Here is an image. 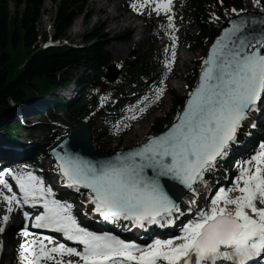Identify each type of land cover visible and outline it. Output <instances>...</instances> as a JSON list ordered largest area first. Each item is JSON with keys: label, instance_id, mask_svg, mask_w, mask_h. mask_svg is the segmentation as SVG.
Masks as SVG:
<instances>
[{"label": "snow or ice", "instance_id": "snow-or-ice-1", "mask_svg": "<svg viewBox=\"0 0 264 264\" xmlns=\"http://www.w3.org/2000/svg\"><path fill=\"white\" fill-rule=\"evenodd\" d=\"M253 3L261 7V0ZM131 7L164 15L167 23L161 28L171 45L164 49L163 63L166 71H172L178 41L174 0H133ZM241 11L230 9L238 18L231 19L230 27L212 43L196 87L162 134L99 162L53 150L61 182L76 192L87 189L86 203L93 205L92 211L103 221H128L140 229L171 227L191 214L181 222L178 234L141 245L111 232L91 231L73 214L72 203L57 199L52 186L24 165L5 170L18 192L0 173V199L6 205L0 233L5 232L11 214L19 210L25 221L21 234L31 237L19 245L20 264H264V143L248 159L236 162L237 174L229 186H219L204 207L197 203L196 185L206 183L205 174L214 172L229 156L243 122L261 111L264 102V27H254L264 25V20L241 16ZM212 19L219 17L213 13ZM165 90L157 87L151 99L140 102L143 106L129 108L132 115L125 120L137 119ZM105 99L101 97V106ZM121 130L120 123L115 125L116 132ZM164 177L193 194L186 209L166 190L161 182ZM25 206L42 210L33 218ZM29 223L81 247L33 233Z\"/></svg>", "mask_w": 264, "mask_h": 264}, {"label": "trees", "instance_id": "trees-1", "mask_svg": "<svg viewBox=\"0 0 264 264\" xmlns=\"http://www.w3.org/2000/svg\"><path fill=\"white\" fill-rule=\"evenodd\" d=\"M16 11L10 15L6 0H0V116L8 111L11 104H23L36 100L44 94L54 90L57 86L75 79L81 69L90 70L86 75L87 84L97 86V92L91 95L90 110L100 113L106 110L101 106V97L113 99L115 96L127 97L126 102H132L135 97L134 86H143L144 81L154 74L159 60L154 56L151 48L155 37L149 35L147 41L132 48L128 57L118 63L121 70L117 84L108 85L102 78V71L114 61L106 50L108 41L105 34L93 29L82 35L85 44L82 46L59 45L40 47V41L49 39L46 31H40L39 19L43 0H13ZM88 0H52L55 12L52 16L53 40H63L74 18L79 12H85ZM176 13L180 18V28L183 38L190 50L203 48L210 44L217 35L222 21L233 13L230 9L242 6V0H180ZM215 13L218 21L212 19ZM196 27V32L189 29ZM128 32L116 35L115 39L123 40ZM24 51H29L23 57ZM200 61H194L192 70L196 73ZM186 77L187 88L191 89L196 74ZM127 95V96H128ZM138 96V95H137ZM125 97V96H124ZM171 104L169 113L156 119L150 127L151 132L165 129L173 120L183 104L184 96L170 92ZM105 99V100H106ZM105 102V101H104ZM77 105L70 109L72 115L82 112ZM86 114L89 111H85ZM89 115V114H88ZM18 131L16 127L9 129ZM47 133L49 129H47ZM50 145L44 147L40 156H35L33 163L41 161V156L48 154ZM99 151H103V148ZM221 169L218 165L216 170ZM222 170V169H221Z\"/></svg>", "mask_w": 264, "mask_h": 264}, {"label": "rangeland", "instance_id": "rangeland-1", "mask_svg": "<svg viewBox=\"0 0 264 264\" xmlns=\"http://www.w3.org/2000/svg\"><path fill=\"white\" fill-rule=\"evenodd\" d=\"M114 1H116L115 3L116 6L120 5V7L126 6L128 8L131 7V4L133 3V0H113V2ZM242 1H243L242 9H252V10L259 11L261 10V7H264L262 6V0H261V7H257L253 3V0H242ZM101 6L106 7L108 5L107 3L105 4V2H102L100 0H88L87 9L91 13V16L89 17L87 21L84 20L83 23H81L80 14L77 15L74 21L76 20L80 21L78 30L76 33H72L70 29L71 27H70L67 33L66 41L70 42L71 44L82 45L83 44V40H82L83 33L91 30L95 26L98 31H101L102 34H105L106 40L108 41L107 50L110 52V54L116 60H123L130 53L133 46H139L144 43L147 37L146 36L147 29L144 23L146 20H148V18L150 17L155 18L157 15L155 13H152L151 15H149L148 10L137 12L136 19L133 22V25L129 27V30H131L132 34H130V36H128L127 39L120 40V39H114L117 34L119 33L121 34L123 32V29L115 27L114 21L111 20V18L115 16V12L112 11L110 8H108L109 11L107 10L106 12L105 10H103L104 13H102L100 10ZM6 7L10 15L13 16L14 12L16 11L15 2L13 0H6ZM41 9H42V15H41L40 22H39L40 30L47 31L48 34H51L53 32V29L50 27V24L52 20L51 18L55 12L54 4L52 3L51 0H44ZM119 13L121 12L119 11ZM154 20L155 22H158L156 18ZM175 24H176V20H175ZM40 43L42 45L44 44L43 41H40ZM170 45H171V42L169 40H161L154 45L153 51L156 54L163 56V58L165 59L164 49L166 46H170ZM176 53H177L176 60L173 64L172 71L168 72L164 68L162 78L160 81L163 80V84L165 83L167 88L173 89L178 94H183L185 93L186 89H185V82L182 79V77L186 75L190 76L193 74L191 70L192 63L193 61L199 60L202 57L203 50H195V51L189 50L188 51L185 48V45L182 44V42L180 41V34H178ZM27 54H29V51H24L23 57H25ZM85 74H87V71H85V69L80 70L78 72V76L81 75L84 77ZM103 74H105V71L103 72ZM75 85L78 86V84H75ZM79 87L81 88L80 85ZM88 94L89 93L86 92V94L82 96L81 101L86 102L88 100L86 95ZM47 99L48 98H46L45 100ZM59 100H66V99L61 96L59 97ZM158 102L159 104H157ZM168 106H169L168 96L162 97L158 101L149 103L146 111L140 114L137 119L122 120L123 122L127 123L129 127L125 128L123 127V123H120L122 130L119 132L115 131V126H110V125L107 126L105 122V119H108L107 117L96 116L91 121L93 131L95 132L100 129H103L101 131L102 133L99 136L97 135L94 136L95 137L94 145H95L96 151H98L99 150L98 147H101V146L104 148V150H107V151L113 150L115 147H117L118 144H120L121 146H129L135 143L136 141L140 140L144 136L149 135V127H150L151 119H155L157 115L158 116L164 115V113L167 112ZM26 110H28V107ZM11 111H12V108L8 112L6 111L4 114L0 116V123H4L7 117L9 118L11 117L10 114L11 113L13 114V112ZM50 113L51 115L44 114L39 119L37 116H33V114H35L33 109L27 111V113L25 114L28 116L27 117L28 126H31L32 123H35L36 120L32 121L33 119H37L38 126H34L31 129V133L33 137L38 140L37 142H38L39 147H42L46 142L49 141V139H52V138L54 141L58 142L61 139V137L64 135L63 131L62 132L58 131L53 135V137H49V135L43 131L44 129L41 127L42 125L54 124V122L57 121V123L63 124V126L65 127H72L74 123L76 122L75 116L74 117L72 115L70 116L67 110L60 111L59 107L50 109ZM2 126L0 125V128ZM62 130H65V129L63 128ZM0 140H3V141L5 140L4 134L1 129H0ZM5 143L6 142L4 141V144ZM28 145L31 147V149L34 148L33 144H28ZM10 148L13 149V147H10ZM27 151H29V149H26L25 151H21V152H27ZM8 153L10 157L15 156V154H13L12 151L7 152V154ZM50 160L51 159L49 158L44 159L43 163H44L45 169L51 167ZM35 174L37 175V173ZM52 174H55V171H53ZM204 184L205 183L199 184L201 186L200 191H202ZM87 195L82 194V196L78 198L80 200V203L78 202V200H76L73 203V210H75L76 212L78 211L81 212L84 209L86 201H87ZM10 264H20V261L19 263L17 261H12Z\"/></svg>", "mask_w": 264, "mask_h": 264}, {"label": "water", "instance_id": "water-1", "mask_svg": "<svg viewBox=\"0 0 264 264\" xmlns=\"http://www.w3.org/2000/svg\"><path fill=\"white\" fill-rule=\"evenodd\" d=\"M241 16H251V17H254L257 21L264 20V14L261 12L246 11L244 13H241ZM236 18H238V17L235 16V17L229 18L222 24L219 33L214 37L213 41L207 47L203 59L206 58L207 54L209 53L212 43H214L215 40L220 35H222L223 29L225 27H230L231 19H236ZM254 27L256 29H260L261 27H264V25H260L258 23ZM203 59H202V61H203ZM201 69H202V62H201V66H200V69L198 71V75L196 77L194 86L191 89V91L196 87V85L198 83L199 76L201 73ZM117 75H118V71L116 70L114 65H111L108 68L107 77H110V79L112 81H114L117 78ZM187 99H188V96L186 98V101H187ZM186 101H185L183 107L186 105ZM183 107H182V109H183ZM182 109H181V111H182ZM171 124L167 128H169L171 126ZM167 128L165 130L155 134V135L162 134L164 131L167 130ZM146 139H144L143 141H141L139 143L133 144V145L128 146V147L120 148V149H117V150L112 151V152L97 153L93 147V144H92L93 137H92V130H91V127L89 124V119L85 117V118H82L81 120H79L78 122H76L75 125L72 127V129L69 131V133L61 141H59V143L57 145H55L52 149H50L49 152L52 155L56 164H57V160H56L55 155L53 154L54 149L57 152H60L61 154H63L65 151H67L73 155H79L83 159L91 160L93 162H99V161H103V160L114 159L117 154L132 150L133 148L144 143L146 141ZM149 175H152L151 170H149ZM161 182L165 185L166 190H169L170 195H173L174 199H178V202L182 199V197L187 192V190L183 189L182 186H180L177 182L172 181L171 179H169L167 177L161 178Z\"/></svg>", "mask_w": 264, "mask_h": 264}, {"label": "bare ground", "instance_id": "bare-ground-1", "mask_svg": "<svg viewBox=\"0 0 264 264\" xmlns=\"http://www.w3.org/2000/svg\"><path fill=\"white\" fill-rule=\"evenodd\" d=\"M114 4L116 3V1H114L113 2ZM79 23H80V21H74L73 22V24H72V26H71V32L72 33H76L77 32V30H78V27H79ZM72 93V92H71ZM70 93V94H71ZM70 94H68V95H70ZM263 105V102L260 104V107ZM3 132V131H2ZM4 134V133H3ZM4 137H5V144H4V141L3 140H0V155H3L5 158H8V157H10L9 156V153L7 154V152H13V154H15V155H17V154H25V153H27V152H21V151H25L26 149H31V147L28 145V144H25V142H21V144L20 145H12V143H10L9 141H8V139L6 138V136L4 135ZM7 144V145H6ZM27 146V147H26ZM10 147H13V149L12 148H10ZM21 152V153H20ZM205 181V180H204ZM199 184H202V183H198L197 185H196V190H197V192L199 193L200 192V190H201V186L199 185ZM203 190V189H202ZM193 196V194L191 193V192H189L181 201H180V206H181V208L182 209H185L186 208V205H187V201L191 198ZM162 230H161V232H164V229L163 228H161ZM149 231H152L150 228L148 229ZM160 231V230H159ZM113 233V232H112ZM113 234H115V233H113ZM120 236V235H119ZM123 237V236H122ZM124 238V237H123ZM124 240H125V238H124Z\"/></svg>", "mask_w": 264, "mask_h": 264}]
</instances>
